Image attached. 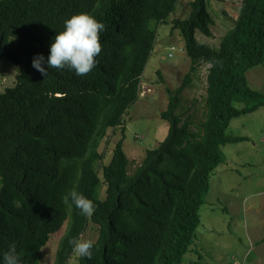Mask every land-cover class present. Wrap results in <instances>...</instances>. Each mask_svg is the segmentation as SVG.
<instances>
[{"label":"trees","instance_id":"1","mask_svg":"<svg viewBox=\"0 0 264 264\" xmlns=\"http://www.w3.org/2000/svg\"><path fill=\"white\" fill-rule=\"evenodd\" d=\"M180 1L0 0V60L20 68L17 84L0 92V255L14 243L22 264H41L43 247L67 222L54 263L67 264L74 253L70 240L81 239L94 223L99 236L92 256H79V264L183 262L201 224L211 175L224 161L222 145L246 139L228 134L232 120L264 107V93L247 80V71L264 63V0L241 1L219 47L196 37L198 30L212 36L210 0L191 2L189 17L175 19L174 28L192 67L210 64L205 120L195 130L179 112L187 74L161 113L169 130L159 146L130 173L124 127L104 164L101 143L139 99L159 26ZM79 12L105 24L96 66L84 76L52 68L45 77L33 67L34 56L47 58L55 33ZM73 188L95 204L91 216L63 201Z\"/></svg>","mask_w":264,"mask_h":264},{"label":"rangeland","instance_id":"2","mask_svg":"<svg viewBox=\"0 0 264 264\" xmlns=\"http://www.w3.org/2000/svg\"><path fill=\"white\" fill-rule=\"evenodd\" d=\"M192 1L181 0L167 22L160 24L155 48L143 74L141 95L124 115L122 126L109 129L101 143L104 164L111 161L124 127V150L131 161L130 173L141 164L148 149L159 146L169 130V122L161 113L168 108L172 93L185 83L187 74L190 81L181 95L179 112L184 114V120L192 122L195 130L205 120L210 64L200 61L193 68L183 35L180 29L174 28L175 19L189 17ZM241 1L210 0L209 11L214 19L212 36L198 30L197 39L219 47L235 24ZM16 43L17 39L12 37L11 44ZM172 46L178 48L173 57L170 56ZM19 73L15 62L2 58L0 92L17 84ZM247 80L252 88L264 93V63L251 67ZM235 105L242 108L245 103ZM228 134L246 139L222 145L224 161L211 175V188L200 211L201 224L180 264H264V107L235 117ZM100 176H103L102 169ZM107 187L102 178L99 192L103 199ZM66 228L67 222L52 234L42 249L41 264L55 263ZM98 236L99 226L90 223L81 239L96 241ZM67 264H79V256L74 252Z\"/></svg>","mask_w":264,"mask_h":264},{"label":"clouds","instance_id":"3","mask_svg":"<svg viewBox=\"0 0 264 264\" xmlns=\"http://www.w3.org/2000/svg\"><path fill=\"white\" fill-rule=\"evenodd\" d=\"M105 31V24L98 20L91 12L72 14L64 21L63 30L55 33L49 47L47 58L38 53L32 60L33 67L45 77L49 69H69L77 76L89 73L97 64V57L101 52V34ZM46 65V67H45ZM85 216H91L95 211V204L75 188L63 197ZM74 252L80 257L91 258L94 241L92 239L70 240ZM0 264H22V252L17 251L13 243L7 251L0 255Z\"/></svg>","mask_w":264,"mask_h":264},{"label":"built area","instance_id":"4","mask_svg":"<svg viewBox=\"0 0 264 264\" xmlns=\"http://www.w3.org/2000/svg\"><path fill=\"white\" fill-rule=\"evenodd\" d=\"M180 50H182V49H180ZM176 51H178V48L176 46H172L170 56L173 57V55L175 54Z\"/></svg>","mask_w":264,"mask_h":264}]
</instances>
